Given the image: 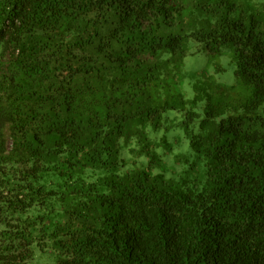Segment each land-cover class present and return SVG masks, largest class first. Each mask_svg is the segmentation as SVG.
Returning a JSON list of instances; mask_svg holds the SVG:
<instances>
[{
	"label": "clouds",
	"instance_id": "obj_1",
	"mask_svg": "<svg viewBox=\"0 0 264 264\" xmlns=\"http://www.w3.org/2000/svg\"><path fill=\"white\" fill-rule=\"evenodd\" d=\"M0 33V264H129L112 182L207 195L221 121L264 140V0H0Z\"/></svg>",
	"mask_w": 264,
	"mask_h": 264
},
{
	"label": "trees",
	"instance_id": "obj_2",
	"mask_svg": "<svg viewBox=\"0 0 264 264\" xmlns=\"http://www.w3.org/2000/svg\"><path fill=\"white\" fill-rule=\"evenodd\" d=\"M252 59L264 64V51ZM243 124L221 121L212 168L200 161L195 179L205 184L214 175L207 195L154 187L146 177L111 183L116 194L99 200V209L108 239L117 251L126 248L129 264H157L149 250L161 245L160 264H264V140Z\"/></svg>",
	"mask_w": 264,
	"mask_h": 264
},
{
	"label": "rangeland",
	"instance_id": "obj_3",
	"mask_svg": "<svg viewBox=\"0 0 264 264\" xmlns=\"http://www.w3.org/2000/svg\"><path fill=\"white\" fill-rule=\"evenodd\" d=\"M185 90L187 91V85L185 86Z\"/></svg>",
	"mask_w": 264,
	"mask_h": 264
}]
</instances>
